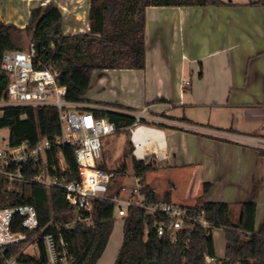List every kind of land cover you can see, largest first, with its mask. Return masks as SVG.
Returning <instances> with one entry per match:
<instances>
[{
	"label": "crops",
	"instance_id": "crops-1",
	"mask_svg": "<svg viewBox=\"0 0 264 264\" xmlns=\"http://www.w3.org/2000/svg\"><path fill=\"white\" fill-rule=\"evenodd\" d=\"M33 1L61 11L65 35L88 32L89 0H70L73 7L64 0H19L27 18L17 14L12 24L26 25ZM219 1V7L147 8L145 68L93 71L87 98L132 110L146 105V121L166 128L137 126L132 155L153 170L162 163L196 168L202 185H211L197 196L202 202L255 203L258 232L264 223V9L251 5L256 0ZM116 223L96 264H114L123 220Z\"/></svg>",
	"mask_w": 264,
	"mask_h": 264
},
{
	"label": "trees",
	"instance_id": "trees-1",
	"mask_svg": "<svg viewBox=\"0 0 264 264\" xmlns=\"http://www.w3.org/2000/svg\"><path fill=\"white\" fill-rule=\"evenodd\" d=\"M219 0H89L88 32L63 33V16L52 3L30 10L29 19L23 28L0 20V63L4 51H23L24 32L33 47L34 68H50L59 73L58 83L66 88V100L79 104V111L90 112L95 119H105L114 125L117 132L136 124L135 117L121 112L88 107L84 104L113 107L134 111L122 106L92 102L87 98L91 74L95 70H143L146 63L145 11L150 7H219ZM264 9V0L251 3ZM9 76L0 69V101L6 99L5 91ZM163 101V100H160ZM0 119V131L8 132V144L15 147L23 142L30 146L40 139L53 141L60 134L58 112L52 107H5ZM139 125L166 128L163 124H150L144 119ZM132 172L140 183V192L148 201L169 202L170 192L158 198L150 187L144 184V176L153 167L133 155L129 144ZM260 155L264 151L259 150ZM48 171L59 174V159L63 160L64 181H78V170L74 149L65 145L52 146L46 155ZM122 164L119 172L124 173ZM109 173V172H108ZM110 174V173H109ZM0 181V208L11 205H32L37 212L41 239L54 235L63 240L65 262L58 264H96L104 252L115 223L116 208L108 199L93 201L90 212L76 211L65 199L64 191L49 190L34 183L19 193L3 190ZM211 185H202V195L209 192ZM116 192L115 194H117ZM201 195V196H202ZM188 207L194 212L203 210L211 227L205 231L195 226L192 230H181L172 240L168 235L158 237L154 223L142 209L130 207L123 220L122 242L114 264H207L206 258L214 259L213 264H264V223L255 231V203L245 202L231 205L222 202H202ZM90 222L89 225L76 222L73 227H64L75 216ZM222 229L225 240V254L215 259L211 233ZM39 255H21L19 264H48L44 247L39 240ZM21 247H16L15 255ZM3 262V260H2Z\"/></svg>",
	"mask_w": 264,
	"mask_h": 264
},
{
	"label": "built area",
	"instance_id": "built-area-1",
	"mask_svg": "<svg viewBox=\"0 0 264 264\" xmlns=\"http://www.w3.org/2000/svg\"><path fill=\"white\" fill-rule=\"evenodd\" d=\"M33 53L31 44L26 51L3 52L0 69L8 74L9 82L5 91L6 99L0 101V113L3 115L2 109L5 107H52L58 112L60 134L53 141L40 139L33 146L23 142L10 147L8 138L0 131V181L4 184L3 190L19 193L22 187L27 190L32 183L47 190L58 188L64 191L67 203L78 212H90L94 200L108 199L114 203L120 218L126 215L130 207L142 209L152 219L156 235H168L172 240L176 239L179 231L192 230L195 226L207 231L211 224L205 219L203 210L194 212L173 202L148 201L140 192L138 179H135L133 189L122 187L111 197L101 193L112 178L99 165L101 140L116 133L117 129L105 119H95L90 112L79 111V104L67 101L66 88L58 83L59 73L50 68H34ZM135 119L137 124L143 118ZM65 145L74 149L78 170L77 179L74 180L78 181H64L66 179L62 173L65 166L62 159H59V174L48 171L47 152L52 146ZM76 222L90 224L77 214L64 227H73ZM37 228L38 216L32 205L18 204L0 208V257L5 264H19L18 257L30 256L27 253L29 249L31 257L38 256L39 240L48 264L65 262L66 253L58 250L64 248L63 240L60 237L56 240L54 235H45L40 239L39 233H35ZM16 247H21L20 251L13 255L12 251ZM213 262V258H206L207 264Z\"/></svg>",
	"mask_w": 264,
	"mask_h": 264
},
{
	"label": "rangeland",
	"instance_id": "rangeland-1",
	"mask_svg": "<svg viewBox=\"0 0 264 264\" xmlns=\"http://www.w3.org/2000/svg\"><path fill=\"white\" fill-rule=\"evenodd\" d=\"M61 2L63 1L61 0ZM64 2L65 5L73 7V4L70 3V0H64ZM37 5L38 3L36 4V1L31 2L28 7L29 12L30 10L37 8ZM17 14H21L23 20L27 18V12L24 8L22 10V6L20 5L19 0H0V17L3 20L8 19L11 21V23H18L19 21L16 18ZM22 37L23 51H26L30 45V40L26 37L24 32L22 33ZM91 101L99 102L95 100ZM84 105L92 108L105 107L92 103ZM146 107V105L139 106L138 109L136 108L130 113L133 114L136 118L141 117L144 120H149V118L144 115L148 113L145 110V112L143 111V109H145ZM111 108V110H113V107ZM105 109H107V107H105ZM1 116L2 115L0 113V118ZM137 126L142 125L136 124V126H132L131 128H127L120 132H116L101 140L102 152L99 165L104 167L106 171L109 172L112 176L110 184L104 191L101 192L105 196H113L122 187L125 189H133L136 184L135 176L132 172L129 144H131L130 142L132 131ZM2 134L6 139L8 138V132L6 130H3ZM122 164L126 165V170L124 173L119 172ZM144 184L148 185L150 189L154 190L158 194L159 198H161L164 193L169 191L171 193L172 201L178 205L186 204L191 206L194 203L199 202L197 196L202 195L201 180H198L197 169L192 167L173 168L169 167L166 163H162L157 167L156 170H152L151 172L145 174ZM115 219L117 222V228L122 219L118 217L117 214H115ZM215 230L216 229H214V231ZM215 233V254L218 257L217 259H220L222 258L224 251V233L217 230L215 231ZM27 253L30 256L32 255L30 249L27 250ZM2 260L3 259L0 257V264H5L4 261L2 262Z\"/></svg>",
	"mask_w": 264,
	"mask_h": 264
},
{
	"label": "bare ground",
	"instance_id": "bare-ground-1",
	"mask_svg": "<svg viewBox=\"0 0 264 264\" xmlns=\"http://www.w3.org/2000/svg\"><path fill=\"white\" fill-rule=\"evenodd\" d=\"M136 147V146H135Z\"/></svg>",
	"mask_w": 264,
	"mask_h": 264
}]
</instances>
